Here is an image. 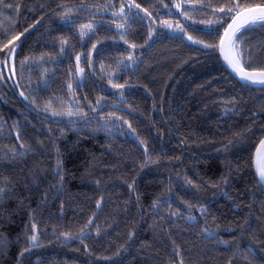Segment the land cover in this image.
<instances>
[{"label": "trees", "instance_id": "16d2710c", "mask_svg": "<svg viewBox=\"0 0 264 264\" xmlns=\"http://www.w3.org/2000/svg\"><path fill=\"white\" fill-rule=\"evenodd\" d=\"M228 3L0 0V264H264V86L220 59ZM242 41L264 69V25Z\"/></svg>", "mask_w": 264, "mask_h": 264}, {"label": "snow or ice", "instance_id": "6c2138e0", "mask_svg": "<svg viewBox=\"0 0 264 264\" xmlns=\"http://www.w3.org/2000/svg\"><path fill=\"white\" fill-rule=\"evenodd\" d=\"M175 8L180 9L181 4L177 3L174 5ZM139 8V5H136ZM204 7H212V5H204ZM219 12L224 13L225 15L231 18V23L227 25V28L224 31V38L220 41L219 45L216 47L224 53V60L227 62L228 66L231 70L238 75V77L246 82H251L253 84H261L264 85V69L259 71H250L249 69L252 67L250 60L246 57L250 55L247 53L245 48L241 47L242 44V34L243 31H246L248 28L261 24L264 25V3L254 4L250 2H246V0H229V3L226 6H220L217 9ZM147 15L151 16V13L144 9ZM123 12V6H121V13ZM67 14V13H66ZM65 14V15H66ZM211 23V22H210ZM166 27L171 28L172 25L167 21L164 22ZM86 29H90L91 25H84ZM183 30V29H181ZM14 39H19V36ZM189 40H192V37H188ZM11 43V41H10ZM67 43V41H64ZM194 43H201L200 41H194ZM227 45V51L225 47ZM5 48L8 47L7 44L4 45ZM134 47V45H133ZM206 47H211L210 45H206ZM15 49H11L7 55L11 57L14 54ZM131 59V57H129ZM79 60V57H77ZM113 87H123V85L113 84ZM71 87V85H69ZM23 95V93H21ZM49 104L47 108H50ZM46 108V110H47ZM54 115H59L61 113H53ZM71 115V112L67 113ZM131 128V125H128ZM134 131V130H133ZM241 135L240 133L237 134ZM143 143V142H141ZM232 141H229L231 144ZM59 166V165H58ZM256 171L261 183H264V140L260 141L259 149L257 150V163H256ZM189 183H191L189 181ZM3 196V190L0 189V198ZM89 224L92 223L90 220ZM83 232V230H81ZM30 240L35 243L37 241V236L32 235Z\"/></svg>", "mask_w": 264, "mask_h": 264}, {"label": "rangeland", "instance_id": "374dc122", "mask_svg": "<svg viewBox=\"0 0 264 264\" xmlns=\"http://www.w3.org/2000/svg\"><path fill=\"white\" fill-rule=\"evenodd\" d=\"M164 22L165 21H162V27L165 29V31H167V32H169L171 34H181V35L184 36V38L187 41L194 42L193 38H192V40H189L188 39L189 35L184 33V30H181V29H183L181 23H178V21L169 20L167 22L172 25V27L169 28V27H166L164 25ZM91 26L93 28L94 25L91 24ZM88 30L90 31L91 28L90 29L84 28L83 31L87 32ZM5 70H6V72L10 73L11 75H13V76L15 75V73H14L15 72V68H14V54L11 57H8L7 61L5 62ZM109 79L111 80L112 78L109 77ZM79 110L80 109H78L75 104H73V105L69 104L66 108L64 107V105H60L58 107L53 108V111L55 113H61L59 115L65 117V118H69V119H77V118L81 117ZM69 112H71V115L67 114Z\"/></svg>", "mask_w": 264, "mask_h": 264}, {"label": "water", "instance_id": "95a60500", "mask_svg": "<svg viewBox=\"0 0 264 264\" xmlns=\"http://www.w3.org/2000/svg\"><path fill=\"white\" fill-rule=\"evenodd\" d=\"M229 23H231V20H230V22ZM228 23V24H229ZM226 28H227V26H226ZM225 28V29H226ZM225 31V30H224ZM224 31H223V34H224ZM222 34V37H221V40L224 38V35ZM220 40V41H221ZM225 50L227 51V45H226V47H225ZM218 54H219V56H220V59H221V61H222V63H223V65H224V67L240 82V83H242V84H244V85H248V86H253V87H261V86H264V85H261V84H253V83H251V82H246V81H243V80H241L239 77H238V75L236 74V73H234L232 70H231V68L228 66V64H227V62L224 60V53L223 52H221L219 49H218ZM250 71H253V70H250ZM254 71H259V70H254ZM261 140H264V137L261 139ZM259 146H260V142H259V144H258V146H257V148H256V150H255V154H254V158H253V168H254V172H255V176H256V178H257V180L259 181V183L264 187V183H261L260 182V180H259V177H258V174H257V171H256V163H257V150L259 149Z\"/></svg>", "mask_w": 264, "mask_h": 264}]
</instances>
